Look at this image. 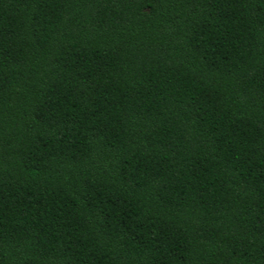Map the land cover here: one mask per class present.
Returning <instances> with one entry per match:
<instances>
[{
  "label": "trees",
  "instance_id": "trees-1",
  "mask_svg": "<svg viewBox=\"0 0 264 264\" xmlns=\"http://www.w3.org/2000/svg\"><path fill=\"white\" fill-rule=\"evenodd\" d=\"M0 264H264V0H0Z\"/></svg>",
  "mask_w": 264,
  "mask_h": 264
}]
</instances>
